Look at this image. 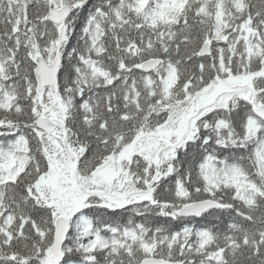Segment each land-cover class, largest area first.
Wrapping results in <instances>:
<instances>
[{
	"label": "snow or ice",
	"instance_id": "1",
	"mask_svg": "<svg viewBox=\"0 0 264 264\" xmlns=\"http://www.w3.org/2000/svg\"><path fill=\"white\" fill-rule=\"evenodd\" d=\"M0 264H264V0H0Z\"/></svg>",
	"mask_w": 264,
	"mask_h": 264
}]
</instances>
